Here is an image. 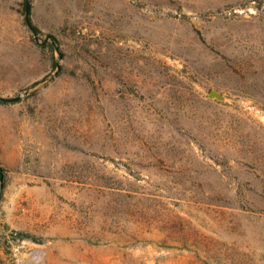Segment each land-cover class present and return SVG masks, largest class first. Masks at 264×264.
Instances as JSON below:
<instances>
[{"label":"rangeland","instance_id":"obj_1","mask_svg":"<svg viewBox=\"0 0 264 264\" xmlns=\"http://www.w3.org/2000/svg\"><path fill=\"white\" fill-rule=\"evenodd\" d=\"M24 16L0 0V264H264V0H31L58 51Z\"/></svg>","mask_w":264,"mask_h":264},{"label":"water","instance_id":"obj_2","mask_svg":"<svg viewBox=\"0 0 264 264\" xmlns=\"http://www.w3.org/2000/svg\"><path fill=\"white\" fill-rule=\"evenodd\" d=\"M25 22L29 28V30L32 32V34L34 35L35 40L38 43H46L48 41H50L54 46L55 49L58 51L59 48L56 46V42H55V38L52 35H48L46 36V38L40 42V35L38 33V31L35 29V27L33 26L32 20H31V0H25V16H24ZM210 98H215L218 100H224V97L221 96L218 92L216 91H211L209 94ZM22 96L18 95L15 97H6V96H1L0 95V102H6V103H13V102H19L21 100ZM3 179V174H2V170L0 168V181H2Z\"/></svg>","mask_w":264,"mask_h":264},{"label":"trees","instance_id":"obj_3","mask_svg":"<svg viewBox=\"0 0 264 264\" xmlns=\"http://www.w3.org/2000/svg\"><path fill=\"white\" fill-rule=\"evenodd\" d=\"M36 29V28H35Z\"/></svg>","mask_w":264,"mask_h":264}]
</instances>
